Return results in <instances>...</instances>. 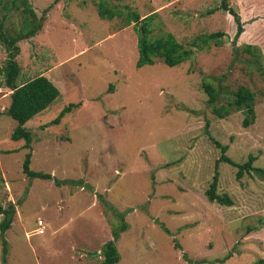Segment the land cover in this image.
<instances>
[{"label": "rangeland", "instance_id": "obj_1", "mask_svg": "<svg viewBox=\"0 0 264 264\" xmlns=\"http://www.w3.org/2000/svg\"><path fill=\"white\" fill-rule=\"evenodd\" d=\"M100 1L120 15L99 18ZM28 2L37 16L47 12L41 29L18 42L16 83L40 74L59 90L24 124L29 166L72 182L57 186L22 173L28 149L10 139L16 122L5 113L10 90L0 85V205H14L0 234L4 264H102L111 225L123 221L116 264H264V174L236 178L230 164L215 166L220 150L209 138L226 145L235 162L252 153L264 170V0H227L239 18L236 38L220 0ZM126 11L152 15L153 35L170 32L191 49L189 58L135 67L136 33L133 21L123 24ZM0 18L10 31L20 27L10 2L0 5ZM209 33L219 35L203 41ZM4 58L0 42V66ZM202 79L219 89L217 104L248 87L253 122L243 127L240 110L213 114ZM68 103L77 106L50 123ZM214 172L216 191L230 205L205 196Z\"/></svg>", "mask_w": 264, "mask_h": 264}, {"label": "trees", "instance_id": "obj_2", "mask_svg": "<svg viewBox=\"0 0 264 264\" xmlns=\"http://www.w3.org/2000/svg\"><path fill=\"white\" fill-rule=\"evenodd\" d=\"M9 2L12 7L19 11L21 15L20 27L16 30H8L0 18V42L5 49V58L3 64L0 66V85L7 87L10 90L9 103L5 109V113L16 122V125L10 133V139L12 140H24V147L28 150L24 153V157L21 163V171L28 178H40L44 180L52 179L53 183L57 186L71 183L69 179H58L53 177L49 172H43L39 170H33L30 168V142L31 135L28 129L24 126L25 122L32 118L37 113L44 110L58 95L59 90L53 84V82L44 75H36L22 83L17 84L16 79L19 74V65L16 61V56L19 53L18 42L35 35L42 27L44 21V15L47 10H44V14L37 16L32 9L28 0H9L8 2H1L4 8L8 7ZM219 8L227 11L234 19L237 27L234 37L236 38L240 33L239 18L236 11L228 5L227 0H220ZM97 15L101 19H110L114 16L120 15V10L113 9L103 2L97 3ZM130 21H133L132 28L136 33V50L137 57L135 60V67L139 68L143 65H151L155 60H159L167 66H175L188 59L191 54V49L184 47L178 42L174 36L164 31L158 35H153L152 27V15H146L142 18L139 17L135 11L124 13L123 24L128 25ZM219 33H209L203 36V41L207 39H213ZM246 48H249L246 45ZM255 51V49H253ZM264 74V70H262ZM201 89L206 94V103L211 107V111L217 117L222 118L228 115L231 111H242L243 118L241 124L243 127H247L253 122L254 119V93L246 86H238L228 96L224 104H217L220 99L219 89L209 81L201 80ZM77 104L68 103L60 109L58 114L50 123H58L60 118L64 114L75 108ZM209 138L213 141L216 147L219 148L220 154L216 159L217 162H226L236 168L235 177L240 178L244 173L250 171L264 174V170L260 167L254 166L253 161L255 156L252 153H248L246 160L238 163L233 161L229 156L225 154L227 149L226 145L220 144L218 141ZM78 184H82V180L77 181ZM84 186V184H82ZM217 187V173L214 172L209 182L208 187L205 190V196L209 201H215L219 204L230 205L231 200L226 194H219L216 191ZM0 213L2 219L0 220V234L10 226L12 217L14 214V205L9 203L6 207L0 205ZM123 220V215L120 216ZM110 233L111 239L106 241L102 245L103 260L102 264H116L119 255L116 250L114 241L119 238L121 231L126 230V223L121 222L119 227L113 224L111 225ZM254 226L253 229H256ZM165 231H167L165 229ZM0 235V236H1ZM1 262L6 261V241L1 237ZM175 247L179 245L174 244ZM226 258V257H225ZM221 260H224L221 259ZM188 262H192L187 259ZM196 263V262H195Z\"/></svg>", "mask_w": 264, "mask_h": 264}, {"label": "built area", "instance_id": "obj_3", "mask_svg": "<svg viewBox=\"0 0 264 264\" xmlns=\"http://www.w3.org/2000/svg\"><path fill=\"white\" fill-rule=\"evenodd\" d=\"M42 225H43V224H42V221L39 220V221L37 222V226H38V229H39V230L37 229V232H38V233H42V231H43V230H42Z\"/></svg>", "mask_w": 264, "mask_h": 264}]
</instances>
